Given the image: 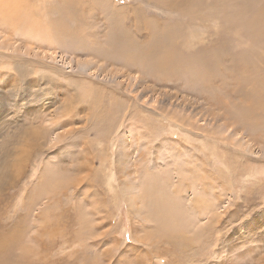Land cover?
<instances>
[{"label":"rangeland","instance_id":"obj_1","mask_svg":"<svg viewBox=\"0 0 264 264\" xmlns=\"http://www.w3.org/2000/svg\"><path fill=\"white\" fill-rule=\"evenodd\" d=\"M77 1L0 0V144L11 138L0 216L27 220L15 252L38 264H264V125L225 131L238 98L154 71L164 40L187 28L207 27L206 44L240 40L239 54L261 40L244 23L258 13L227 26L204 23L205 0L182 16L167 0ZM13 7L37 29L5 27ZM25 82L30 93L8 97ZM63 98L73 119L61 128Z\"/></svg>","mask_w":264,"mask_h":264},{"label":"bare ground","instance_id":"obj_2","mask_svg":"<svg viewBox=\"0 0 264 264\" xmlns=\"http://www.w3.org/2000/svg\"><path fill=\"white\" fill-rule=\"evenodd\" d=\"M64 1L66 3H69V5L74 3V0H64ZM79 1L81 0H78L77 3ZM194 1L200 2L201 0H194ZM189 3H191V1L189 2V0H173V1L167 0L164 2V6L167 12H170V13L178 12L179 14L181 13V16H182V15H185L186 12L190 11L189 7L191 5H188ZM201 8L207 9V14L203 18L204 23L208 21L215 23L216 20L221 19L225 23H227V26L229 24L228 21L230 18L240 19L239 18L240 16H250V14H252L253 12L258 13L256 17L258 16L259 19L255 20V23L253 22V24H251L249 19H245L244 23L245 25L248 26L246 27L247 28L246 31L248 32V34H251L252 31L254 32L255 29L257 28L256 26H258L259 27L258 30L261 31V33L259 34L261 40H251V44L247 45L248 48L241 47L239 54L238 53L232 54L231 53L232 50H234L235 48L239 46H244V44H242L240 40H236L234 43H232L231 42L232 40L225 39V38H219L211 42L208 41L207 43L209 44H206L205 41L208 40L209 37H212L211 35H208L209 29H207V27L205 28L200 27V30L202 32H198L195 29L187 28L185 32L182 31L180 33L178 38H175L173 40L172 39L164 40L167 43H171V44H169L168 46H164L162 53L159 55L158 60L155 63L156 68L154 71L159 73V75H164V77H167V76L173 77L172 74L174 73L176 77L175 79L179 81L183 80L185 83L187 82L188 85L201 89V94H204L206 92L209 93V97L215 94H218V95L221 94L222 96L220 97L222 99L231 100L234 98H238L239 101L236 100V102L228 103L227 105L228 110L224 108L226 104L224 105L221 102L220 97L216 101L217 103L215 105L219 107L220 111L221 109L227 110L226 112L228 115L227 118L230 119L231 121L232 119H234V122H232L231 124L223 125L225 131L226 130L228 131V129H230L229 127L232 125L231 128L233 129V132L239 135L241 134L240 129L242 127L238 126L237 123L238 124L242 123L243 125L248 127L247 129L257 128V126L260 124L264 125V0H224L223 2L221 0H216V1L205 0L201 4ZM6 16H7V19L3 20L2 24L5 25V27L13 31H16L20 28L37 29L38 27L35 23H32L27 19V17L29 16L27 15L25 11L20 12L17 10V7L16 8L13 7L12 10L7 13ZM188 17H190L189 14H188ZM190 18L194 21L195 19H198L199 16H196L195 18V14H194ZM233 29L234 27H228V30L230 31ZM206 34H207V38H205ZM247 42L249 43L250 41H247ZM162 44L164 45L163 42ZM196 47L198 49H196ZM251 49L253 51H251ZM242 51L244 52L240 53ZM186 58H188L189 60ZM249 58L251 59L248 60ZM22 74H19V77H23ZM183 75H185L184 77H187V78H184ZM161 79H162L161 81L163 82H166V81L167 83L170 82L168 81L169 77H168V80H166V78H161ZM29 85L31 84L25 82L24 91L20 90L18 87L14 92L11 93L12 95L8 97L15 98L17 97L16 94H20L21 99H22L24 95L30 93L31 89L28 88ZM11 86H14V84L11 83ZM8 100H10V98H8ZM65 100L66 99L63 98L60 102V105L63 106L61 116L67 117L61 120H60V117H58L60 123L62 124L61 128L64 126V124L65 125L67 124L66 123L67 119L69 121L68 125H70V122H71L70 120L71 117H69L68 114H66L67 113L66 111H68V108H66V105L68 104H67V101ZM42 116L44 115L42 114L37 115L34 113V118L28 121H30L31 124L36 123V125L38 126L39 124L38 122L42 120ZM71 119H73V117ZM31 124L29 123L30 126ZM36 128H37L36 129L37 131L34 132L33 135L36 138V140H40L42 139V137L40 136L39 131L42 132L44 130L40 126ZM52 130H55V129L52 128ZM263 137L264 135L262 136L260 135L261 139H264ZM8 141L11 143V138L8 137V140H4L0 144V151L3 152L2 155L0 156V190L4 186L6 179H7L6 159H7L8 154L11 155V153H9L10 150L7 151V149H9L8 146L6 147ZM252 141L255 144H257V142H255L253 139ZM42 146L39 147L38 144L36 145L37 153L41 152ZM251 147H255V146L252 144ZM1 167H3L2 168L3 171L1 170ZM193 197L196 201H200V197H198L196 194ZM2 220H3V216H0V264H38L37 260L34 263L33 256L27 259L15 252V247H22V243L20 242V240L24 238L25 233L27 231L26 218L24 216L20 217L19 219L14 220L13 223L7 221V219H5V222L4 220L3 221ZM3 229H10L9 234L5 235L3 233ZM39 241L40 240H37L38 243L35 242L37 246L41 244L40 245L41 248H43V250L47 252L48 245H45L44 243H39ZM19 244H21V246ZM27 248L28 247H22L20 248V250L24 251ZM263 248H264V245H263ZM96 255H94L93 262L96 261V257H97ZM83 260L91 261L90 258H88L87 260L85 259ZM74 261H73V264H74Z\"/></svg>","mask_w":264,"mask_h":264}]
</instances>
